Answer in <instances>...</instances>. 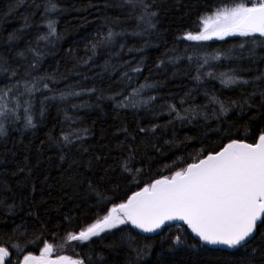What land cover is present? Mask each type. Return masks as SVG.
I'll use <instances>...</instances> for the list:
<instances>
[{
	"label": "trees",
	"instance_id": "1",
	"mask_svg": "<svg viewBox=\"0 0 264 264\" xmlns=\"http://www.w3.org/2000/svg\"><path fill=\"white\" fill-rule=\"evenodd\" d=\"M232 3L0 0V66L7 69L0 89L12 88L0 104L15 108L11 118L0 117L6 264H20L45 244L83 264H264L260 224L234 251L208 248L180 225L152 236L119 225L66 245L68 233L155 180L232 140L254 143L264 134V46L253 37L183 38ZM233 72L249 83L223 85L220 74Z\"/></svg>",
	"mask_w": 264,
	"mask_h": 264
},
{
	"label": "snow or ice",
	"instance_id": "2",
	"mask_svg": "<svg viewBox=\"0 0 264 264\" xmlns=\"http://www.w3.org/2000/svg\"><path fill=\"white\" fill-rule=\"evenodd\" d=\"M151 15L154 16L155 13ZM201 23L202 30L197 34L186 33L183 38L208 41L228 36L253 37V45L264 46V0H233L232 6L217 8L212 15L202 17ZM48 28L49 33L54 35L53 22H49ZM112 35L110 32L109 38ZM256 37L262 39L257 41ZM243 46L241 44L242 48ZM248 55L255 57V48L250 49ZM213 58L219 59V56ZM0 71L7 69L0 66ZM220 79L226 87L249 83L234 72L221 73ZM11 91V87L7 90L0 89V100L6 98ZM261 95L264 96V93ZM213 102L219 103L216 98H213ZM220 107L222 112L226 111L223 103H220ZM0 109H3L0 115L15 113V108H8L7 104H0ZM27 111L25 108V112ZM26 120V126H32L30 115ZM2 131L3 126L0 125V134ZM64 139L67 140L68 137L65 136ZM125 169L128 170L127 165ZM173 222L186 224L205 244L228 248L246 247L254 239L258 223L264 227V134L254 143L232 140L220 151L210 153L199 162L175 171L171 177L164 176L155 180L133 193L126 202L113 206L101 219L78 233H68L66 240L87 242L106 230L125 224H131L142 232L152 233ZM175 226L179 227V224ZM175 242H181V237L177 236ZM52 251V246L45 244L39 258L25 256L24 262L83 264V261L69 256L49 260L48 256ZM7 256L8 250L0 247V264H4Z\"/></svg>",
	"mask_w": 264,
	"mask_h": 264
},
{
	"label": "water",
	"instance_id": "3",
	"mask_svg": "<svg viewBox=\"0 0 264 264\" xmlns=\"http://www.w3.org/2000/svg\"><path fill=\"white\" fill-rule=\"evenodd\" d=\"M216 38H213L212 40H215ZM212 40H208V41H212ZM246 143V142H245ZM205 158V157H204ZM203 159V158H202ZM197 162H199V161H197ZM197 162H195V163H197ZM179 224L180 226H183V227H186L187 228V230L197 239V240H199V238L198 237H196L195 236V234L194 233H192L191 232V230L188 228V226L186 225V224H184L183 222H173V223H169L167 226H174V225H176V224ZM130 227H132L134 230H136L137 232H139L140 234H142V235H145V236H152V235H156V234H158V233H160L161 231H162V229H160V230H157L156 232H152V233H145V232H142L140 229H137V228H135L133 225H131V224H128ZM258 225H259V223H258ZM167 226H165V227H167ZM164 227V228H165ZM258 227V226H257ZM255 234V233H254ZM200 241V240H199ZM203 245H205V246H207L208 248H213V249H225V250H227V251H234V250H237V249H239L240 247H237V248H228V247H226V246H222V245H208V244H205V243H203L202 241H200ZM42 252V251H41ZM41 255V254H40ZM26 256H29V255H26ZM31 256H34V257H37V258H39L40 256H36V254H34V255H31ZM8 257H9V255L4 259V264H6V262H7V260H8ZM48 259L49 260H56L57 258H55V257H52V258H50V257H48ZM20 264H25V262H24V258H23V260L21 261V263ZM29 264H35V262H33V261H30L29 262Z\"/></svg>",
	"mask_w": 264,
	"mask_h": 264
},
{
	"label": "rangeland",
	"instance_id": "4",
	"mask_svg": "<svg viewBox=\"0 0 264 264\" xmlns=\"http://www.w3.org/2000/svg\"><path fill=\"white\" fill-rule=\"evenodd\" d=\"M212 15V14H211ZM210 16V15H209ZM203 27V26H202ZM2 109H0V111H1ZM4 116V118H11L12 117V115L10 114V113H6V114H4L3 115ZM0 117H1V115H0ZM74 242V241H73ZM71 244H73V243H70V242H68L66 245L67 246H71ZM52 252H54V251H52ZM69 257H71L72 259H74V260H79L77 257H75V256H73V255H68Z\"/></svg>",
	"mask_w": 264,
	"mask_h": 264
},
{
	"label": "flooded vegetation",
	"instance_id": "5",
	"mask_svg": "<svg viewBox=\"0 0 264 264\" xmlns=\"http://www.w3.org/2000/svg\"><path fill=\"white\" fill-rule=\"evenodd\" d=\"M54 251V250H53ZM41 254V252L39 253V254H37L36 256H41L40 255ZM59 256H68V254L67 253H60V252H52L51 253V255L50 256H48V257H50V258H52V257H55V258H57V257H59Z\"/></svg>",
	"mask_w": 264,
	"mask_h": 264
}]
</instances>
